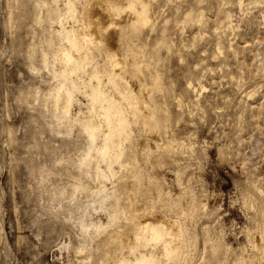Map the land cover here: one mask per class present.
<instances>
[{"label": "clouds", "instance_id": "1", "mask_svg": "<svg viewBox=\"0 0 264 264\" xmlns=\"http://www.w3.org/2000/svg\"><path fill=\"white\" fill-rule=\"evenodd\" d=\"M20 3L0 0V14ZM33 3L31 43L25 52L21 16L9 52L47 85L30 98L76 150L59 156L42 136L33 146L35 208L11 246L0 236V264H264V147L251 165L246 156L241 163L227 136L201 141L206 121L198 100L164 83L174 56L188 68L181 78L194 79L187 57L195 41L184 32L194 26L190 18L203 21L201 32L222 17L232 30H264V0H23V7ZM177 36L188 51L172 43ZM254 56L225 75L234 82L236 109L264 122V54ZM209 165L235 173L230 207L237 217L227 226L222 209L209 206L202 180ZM169 172L173 178L163 179ZM146 218L158 221V233L141 224Z\"/></svg>", "mask_w": 264, "mask_h": 264}, {"label": "rangeland", "instance_id": "2", "mask_svg": "<svg viewBox=\"0 0 264 264\" xmlns=\"http://www.w3.org/2000/svg\"><path fill=\"white\" fill-rule=\"evenodd\" d=\"M21 16H25V22L17 36L23 39V50L26 52L31 43L28 25L37 22L38 12L35 3L25 9L21 0L11 12L0 14V54L8 53L0 58V236L9 246L13 244L35 208L34 190L38 172L32 165L35 151L33 146L42 136L44 141H48V147L59 156L76 150L75 140L64 136V129L54 130L50 127L49 125L55 124V121L50 119L49 113L36 99L30 98L34 95V89L38 87L42 92H46L47 85H40L39 79L31 75L25 66L26 60L12 56L9 52L13 47L12 32L20 26ZM210 18L215 19V16ZM181 19L183 20V16ZM189 23L194 26L185 28L184 32L187 33L189 40L195 41L191 49L193 54L187 57V64L193 69L194 79L181 78L188 68L180 64V57L174 56L169 65L173 71L164 81L165 86L168 80H171L176 85L178 93L183 94L186 90L188 98L198 100L206 121V127L198 134L201 141L209 137L214 139L217 133L227 136L228 142L233 143L238 149L241 163L246 156L251 165H255L260 161V150L264 147V134L260 131L264 129V122L253 120L251 114L236 109L235 104L239 99L232 101L236 91L234 82L225 73L231 70V75L234 76L237 74L234 65L238 61L251 64L255 59L254 53L264 54V30L257 25L249 31L243 24L232 30L224 22L223 17L218 25H207L205 32L200 31L203 21L199 18L192 17ZM37 32L39 33V29ZM172 43L176 48H180V44L184 43V51L189 50L187 41H180L179 36ZM205 51L209 56L201 57ZM160 55L165 57L168 53L161 52ZM201 60L204 67L197 69ZM189 82L193 87L188 88ZM32 104L36 105L35 111L29 107ZM228 104L232 106L226 107ZM75 110L80 109L77 107ZM85 146V142L81 141L80 147ZM209 155L216 160L219 149H213ZM209 169L211 171L206 169L202 176L207 191L213 197L209 201V206L222 209V223L227 226L237 217L236 211L230 207L231 192L234 191L232 177L235 173L226 165L223 170L213 165H209ZM258 174L264 175V165L260 166ZM169 178H173L171 172L163 176L165 180ZM160 180L161 175L153 176V185L159 186Z\"/></svg>", "mask_w": 264, "mask_h": 264}, {"label": "bare ground", "instance_id": "3", "mask_svg": "<svg viewBox=\"0 0 264 264\" xmlns=\"http://www.w3.org/2000/svg\"><path fill=\"white\" fill-rule=\"evenodd\" d=\"M222 24V23H221ZM225 27V26H224ZM58 30V29H57ZM230 30V29H229ZM228 30V31H229ZM89 39H91V38H89ZM221 48V47H220ZM69 59H71V58H69ZM117 71H119V70H117ZM71 78V77H70ZM74 82V81H73ZM191 87H193V84L191 83ZM194 89H195V87H194ZM203 89V88H202ZM136 90H137V88H136ZM134 88L131 90L132 92H135L136 91ZM163 218H161V217H159L158 218V220H162ZM157 222L158 221H153L151 218H146L145 220H142L141 221V224H152V226H153V228H152V231H153V233H158L160 230L156 227V224H157ZM130 239H132L133 240V242H135V237H132V238H130Z\"/></svg>", "mask_w": 264, "mask_h": 264}]
</instances>
